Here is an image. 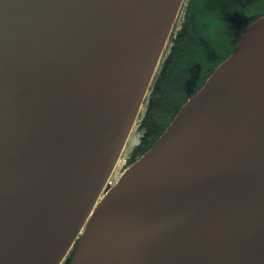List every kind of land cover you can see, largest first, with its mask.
<instances>
[{
	"label": "water",
	"instance_id": "1",
	"mask_svg": "<svg viewBox=\"0 0 264 264\" xmlns=\"http://www.w3.org/2000/svg\"><path fill=\"white\" fill-rule=\"evenodd\" d=\"M184 0H0V264H264V15L112 186Z\"/></svg>",
	"mask_w": 264,
	"mask_h": 264
},
{
	"label": "flooded vegetation",
	"instance_id": "2",
	"mask_svg": "<svg viewBox=\"0 0 264 264\" xmlns=\"http://www.w3.org/2000/svg\"><path fill=\"white\" fill-rule=\"evenodd\" d=\"M262 1L184 0L159 64L158 79L169 102L185 104L202 89L252 19L264 15ZM71 258L72 252L62 264H70Z\"/></svg>",
	"mask_w": 264,
	"mask_h": 264
},
{
	"label": "trees",
	"instance_id": "3",
	"mask_svg": "<svg viewBox=\"0 0 264 264\" xmlns=\"http://www.w3.org/2000/svg\"><path fill=\"white\" fill-rule=\"evenodd\" d=\"M262 3L264 12V0ZM163 88L161 80L158 79L152 90V96L148 104V113L140 126L141 130L144 131V135L141 144L132 153L130 165L153 146L184 105V101L176 104L169 102V98L165 96Z\"/></svg>",
	"mask_w": 264,
	"mask_h": 264
},
{
	"label": "rangeland",
	"instance_id": "4",
	"mask_svg": "<svg viewBox=\"0 0 264 264\" xmlns=\"http://www.w3.org/2000/svg\"><path fill=\"white\" fill-rule=\"evenodd\" d=\"M259 7H261V10L263 12V3ZM250 9H252V8H250ZM250 9H248V10H250ZM256 11L258 12V7L256 8ZM160 71H161V66H159V68L156 72V75L154 77V80H153L152 85L150 87L149 93H148L146 100L144 102V105L141 109L140 115H139L138 120L136 122V125L133 129V132H132V134L128 140V143H127L126 148L123 152V155L121 156V158L118 162V165H117V167H116V169H115V171H114V173H113V175L109 181V184H111L112 186L119 180V178L124 173V171L130 166V159L132 157V153H133L134 149L141 144L142 137L144 135V131L141 130L140 126L142 125V122L148 113V104H149L150 98L152 96V90L156 84V81L160 77V75H159Z\"/></svg>",
	"mask_w": 264,
	"mask_h": 264
},
{
	"label": "bare ground",
	"instance_id": "5",
	"mask_svg": "<svg viewBox=\"0 0 264 264\" xmlns=\"http://www.w3.org/2000/svg\"><path fill=\"white\" fill-rule=\"evenodd\" d=\"M118 165V164H117Z\"/></svg>",
	"mask_w": 264,
	"mask_h": 264
}]
</instances>
